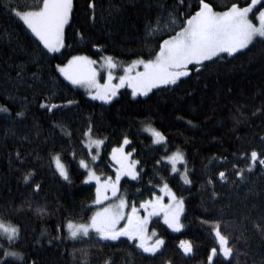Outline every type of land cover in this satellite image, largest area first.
<instances>
[{
	"label": "trees",
	"instance_id": "1",
	"mask_svg": "<svg viewBox=\"0 0 264 264\" xmlns=\"http://www.w3.org/2000/svg\"><path fill=\"white\" fill-rule=\"evenodd\" d=\"M5 2L0 0V105L10 111L0 112V220L19 226L20 238L13 245L0 238V256L11 248L25 259L8 257L10 264H205L215 238L211 227L201 221L221 219L222 231L229 235L234 248L230 264H264V232L254 227L264 225V169L257 165L252 172L245 171L241 180L233 168L246 169L242 153L264 150V43L258 39L235 58L208 64L199 79L195 75L184 78L174 90L155 89L148 97L133 98L129 89H123L111 103L104 104L90 100L64 81L55 71L63 57L53 59L52 54H46L10 11L17 3L24 6L20 10H27L26 5L33 0H11L9 8L4 7ZM91 2L73 0V17L66 28L70 47L62 51L99 59L91 47V43H98L105 48L102 54L125 64L149 58L143 39L145 23L155 21L164 10L178 7V0H94L98 18L93 21ZM216 2L225 5L235 0ZM240 3L243 5L244 0ZM110 5L119 6L111 17ZM166 20L165 13L161 24ZM20 65L23 80L17 78ZM68 100L76 103L52 112L40 107L42 102L65 105ZM20 111L25 113L23 117L16 115ZM89 121L94 126V138H107L101 161L94 165L98 173H110L108 153L120 145L124 135L131 140L127 150L135 149L133 157L141 162L138 169L142 172L139 181L122 179L120 190L130 202L149 198V189L158 188L148 181L158 184L160 177L168 180L178 196L185 197V227L180 233L172 232L161 218L150 223V229L155 228L166 241L155 258L129 247L126 238L116 242L67 238L66 222H85L95 197L94 185L82 184L80 172L84 170H77L81 158L91 164L83 144ZM143 124L164 133L169 154L177 147L186 153L191 184L172 174L164 161L156 165L165 152L143 132ZM73 151L75 160L71 158ZM56 153L69 167L72 184L60 178L50 164ZM29 171L35 172L31 183L41 185L38 194L23 182V175ZM220 171L226 173V180H220ZM209 179L212 184L207 183ZM137 189L143 194L138 195ZM213 191L217 193L215 199ZM38 207L42 211H37ZM181 240H191L194 252L185 254L179 247ZM74 248L77 251L73 255ZM217 259L228 264L222 257Z\"/></svg>",
	"mask_w": 264,
	"mask_h": 264
},
{
	"label": "snow or ice",
	"instance_id": "2",
	"mask_svg": "<svg viewBox=\"0 0 264 264\" xmlns=\"http://www.w3.org/2000/svg\"><path fill=\"white\" fill-rule=\"evenodd\" d=\"M11 0L5 2L4 7L9 8ZM19 3L10 8L16 18L21 20L35 39L42 45L46 54H52V58L63 57L62 62L55 65V71L64 81L73 87L83 88L92 100H99L109 104L119 94V89L128 88L133 98L137 96L148 97L153 89H175L184 82V78L195 75L199 79L200 72L207 68L208 64L222 61L226 57L235 58L242 50H246L258 39L264 43V0H240L220 5L216 0H178V7L171 11L164 10L158 14L155 21L149 19L145 23L144 43L148 49L149 58H136L126 64H118L117 59L105 53L103 45L91 43L99 55V62L87 54L65 55L62 51L69 48L66 44V27L70 26L74 4L73 0H33V3L26 5L27 10H20ZM94 0L89 4L92 10L91 19L97 20ZM184 8V11H180ZM119 9L118 5H110L109 17L113 16ZM166 13L167 20L161 24V16ZM103 18V13L100 14ZM254 20L256 22H254ZM83 38V37H82ZM149 41H154V45ZM21 71L17 72V78L23 80L21 72L23 65L18 66ZM122 68L123 74L114 75V70ZM106 71L102 75L101 70ZM33 73V76H36ZM103 80V83H101ZM230 91V90H229ZM76 103L68 100L65 105L48 104L42 102L40 107L48 112L53 109L66 107ZM10 110L0 105V112L8 113ZM18 117H23V111L17 112ZM182 119V118H181ZM192 124V121H188ZM93 125L84 131V147L88 149V156L92 165L101 158V146L107 138H93ZM153 137L152 143L160 145L165 154L156 160V165L167 161L171 165V173L178 174L184 184H191L187 167L186 153L179 147L175 151L167 148L168 138L163 132L148 126ZM69 138L71 133H68ZM264 140V137H261ZM131 140L124 135L122 142L117 147H112L108 153L110 163L114 169L113 175H98L95 167L90 166L89 160L79 159L77 170L83 169L80 175L83 176L82 184L91 185L94 182L95 197L92 200V207L89 208L91 215L83 223H75L72 220L66 222L67 238L73 241H89L95 239L101 241H120L126 238L125 243L140 254H148L147 258H155L165 247L166 241L158 234L155 228L149 227L153 217L161 218L164 225L174 232H179L185 227L183 218L186 214V203L184 196H178L169 185L168 180L160 177V183L148 184L159 189L150 191L147 199L129 201L126 192H121L122 178L128 177L131 181L141 179L142 169H138L139 160L132 159L135 152L125 151V146H130ZM94 146V147H93ZM20 163L24 161L17 152ZM241 156L247 160L245 168H236L235 176L245 179V171L252 172L257 165L264 169V150L252 149L250 153H242ZM75 160L76 153H71ZM50 164L54 166L55 173L64 181L72 184V177L69 167L63 163L60 153L52 155ZM178 164H183V171H180ZM155 175H158L156 173ZM221 181L227 179L224 171L219 172ZM35 176L34 171L23 175L25 185L31 186L33 192L38 194L41 189L39 183L32 184ZM212 184V180L207 181ZM137 194L142 195L140 189ZM217 193L213 191L212 198ZM167 198V200H166ZM37 211H42L37 208ZM207 211V210H206ZM202 223L211 227V233L215 238V246L211 247L206 254L205 264H222L218 257L230 264V258L234 255V248L229 235L224 234L221 227V219L202 220ZM254 227L264 232V225L255 224ZM61 231V226H57ZM0 238L6 239L9 245H13L20 238V228L17 225L6 223L0 220ZM56 239H61L57 236ZM51 243V241H49ZM180 249L185 254L194 252V245L191 240H181ZM0 248L3 245L0 244ZM77 249H73V255ZM7 257H14L23 261L24 255L20 252L4 249L0 256V264H10ZM32 264H35L33 261ZM171 264V261L168 262Z\"/></svg>",
	"mask_w": 264,
	"mask_h": 264
},
{
	"label": "rangeland",
	"instance_id": "3",
	"mask_svg": "<svg viewBox=\"0 0 264 264\" xmlns=\"http://www.w3.org/2000/svg\"><path fill=\"white\" fill-rule=\"evenodd\" d=\"M254 22H256L255 20H254ZM26 26V25H25ZM67 28V27H66ZM29 30V29H28ZM30 31V30H29ZM242 51H244V50H242ZM98 62H99V59H96ZM117 63L118 64H121V65H123V64H125V63H122V62H120L119 60H117ZM101 73H102V75H106V71L105 70H101ZM121 74H123V71H122V68L121 67H118L117 69H115L114 70V75L115 76H119V75H121ZM63 78V77H62ZM101 83H103V80H101ZM75 88H77V89H79V90H81V91H83L84 93H86L85 92V90L83 89V88H78V87H75ZM123 89H128V88H121V89H119V92L121 91V90H123ZM130 90V89H129ZM153 90H155V89H153ZM131 91V90H130ZM150 94V93H149ZM87 95V94H86ZM87 97L90 99V100H92V98L90 97V96H88L87 95ZM117 97V96H116ZM116 97H114L113 98V100L116 98ZM140 97H144V96H137V97H135V98H140ZM92 101H96V102H99V103H103V102H101V101H99V100H92ZM67 106H70V105H67ZM148 124H143V126H142V129H143V132L145 133V134H147V135H149V136H151L152 137V135H151V131L149 130V128H148ZM151 126V125H150ZM151 128H154L153 126H151ZM155 129V128H154ZM157 130V129H156ZM94 138V137H93ZM153 138V137H152ZM86 139V138H85ZM104 146V145H103ZM103 146H101V155H102V152H103ZM94 147V146H93ZM127 147L128 146H125V151H128L127 150ZM132 159H134V157H133V155H132ZM101 161V158L98 160V161H96V163H99ZM165 163H167L168 165H170L167 161H164ZM95 163V164H96ZM90 166H93L94 167V165H92V163L90 164ZM110 167H111V172L110 173H107V172H102V173H98L97 172V174L98 175H102V176H107V175H113V173H114V169L112 168V165H110ZM170 167H171V165H170ZM178 167L180 168V171H183V164H178ZM172 174H174V175H178V174H176V173H172ZM124 178H128V177H124ZM124 178H122V179H124ZM130 179V178H129ZM91 185H94V182L91 184ZM156 192H157V194H159V189H157L156 190ZM147 199V198H146ZM140 200H143V199H140ZM140 200H137L136 202L138 203ZM166 200H167V198H166ZM155 218H157V217H153V219H155ZM162 220V219H161ZM163 222V221H162ZM167 226V225H166ZM149 227H150V225H149ZM171 231H172V229H170ZM183 229H181V231H182ZM181 231H179V232H174V231H172V232H174V233H180ZM87 237H85V238H83V239H86ZM122 238H124V237H122ZM108 242H116V241H108ZM8 258V257H7Z\"/></svg>",
	"mask_w": 264,
	"mask_h": 264
}]
</instances>
